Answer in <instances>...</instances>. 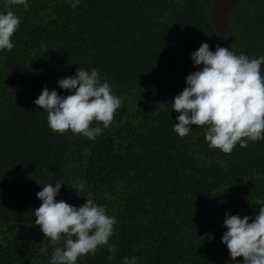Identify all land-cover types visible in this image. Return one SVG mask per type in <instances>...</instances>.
Returning a JSON list of instances; mask_svg holds the SVG:
<instances>
[{"label": "trees", "instance_id": "obj_1", "mask_svg": "<svg viewBox=\"0 0 264 264\" xmlns=\"http://www.w3.org/2000/svg\"><path fill=\"white\" fill-rule=\"evenodd\" d=\"M215 2L28 0L25 9L0 0L21 18L14 49L0 52V264H50L34 209L43 184L57 181L58 200L88 197L117 218L115 259L101 246L78 264H233L225 212L254 219L264 203V140L226 154L209 148L202 126L175 133L171 108L203 42L264 55V0H237L224 30ZM81 67L98 69L123 102L95 141L52 131L34 103L45 86L71 94L57 82ZM77 181L87 185L80 195Z\"/></svg>", "mask_w": 264, "mask_h": 264}, {"label": "clouds", "instance_id": "obj_2", "mask_svg": "<svg viewBox=\"0 0 264 264\" xmlns=\"http://www.w3.org/2000/svg\"><path fill=\"white\" fill-rule=\"evenodd\" d=\"M67 2L76 8L81 0ZM9 3L29 7L28 0ZM20 25L21 18L16 12L0 11V52L14 49L13 36ZM191 58L196 70L187 75L186 87L171 104L179 113L173 131L185 137L192 126H202L209 148L226 154L237 144L247 147L249 142L264 140V55L253 58L220 45L213 51L208 42H203ZM57 83L71 94L62 95L56 88L50 90L45 86L34 101L37 108L48 114L47 123L54 132L64 134L70 130L95 141L110 127L116 111L123 106L110 83L102 81L98 69L81 67ZM62 183L43 184L37 193L42 204L34 209V223L54 248L50 264H78L81 256L94 255L101 246H107L110 258L115 259L118 249L110 243V237L117 218L109 216L105 206L88 197L80 206L58 200ZM72 187L80 195L87 185L77 181ZM259 205L254 219L250 215L232 214L230 210L225 212L223 224L227 231L222 242L233 264H264V203ZM241 256L243 260L237 261ZM124 264H137V257H125Z\"/></svg>", "mask_w": 264, "mask_h": 264}, {"label": "rangeland", "instance_id": "obj_3", "mask_svg": "<svg viewBox=\"0 0 264 264\" xmlns=\"http://www.w3.org/2000/svg\"><path fill=\"white\" fill-rule=\"evenodd\" d=\"M237 0H216L212 15L215 22L221 30L225 29L227 14L230 12L231 8L236 4Z\"/></svg>", "mask_w": 264, "mask_h": 264}]
</instances>
